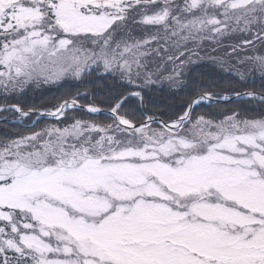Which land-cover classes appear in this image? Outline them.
<instances>
[{
    "label": "snow or ice",
    "instance_id": "obj_1",
    "mask_svg": "<svg viewBox=\"0 0 264 264\" xmlns=\"http://www.w3.org/2000/svg\"><path fill=\"white\" fill-rule=\"evenodd\" d=\"M219 73L258 77L233 95L260 107L198 113L232 100ZM93 78L106 95L82 96ZM0 98L57 121L0 139V264H264V0H0Z\"/></svg>",
    "mask_w": 264,
    "mask_h": 264
},
{
    "label": "trees",
    "instance_id": "obj_2",
    "mask_svg": "<svg viewBox=\"0 0 264 264\" xmlns=\"http://www.w3.org/2000/svg\"><path fill=\"white\" fill-rule=\"evenodd\" d=\"M192 68V76L197 79V81H202L205 79L204 76H202V73H209L211 71V67L207 65L205 61L198 62L196 64L191 65ZM214 79L216 81L215 91L219 92L221 95H227L232 96L233 91H248V90H256V91H262L261 90V81L258 77L249 78V80L246 81H237V79L227 76L224 73L214 74ZM254 79V83L251 81ZM75 82L74 81H68V83L65 85V87H59V86H51V87H45L41 88L38 91H33L27 93L24 97L19 99V103L21 105H24L26 107H33L39 109H50L59 102L60 97H64L67 95V93L71 92L72 95H75L77 89L74 87H71ZM104 81L97 80L93 78V82L89 84L85 88H80V93L83 94L85 92H93V94H100V96L106 95V90L104 87ZM247 84V87H244L243 85ZM71 98V97H69ZM187 99V91L185 92H179L175 96H173L171 93H161L156 92L152 95L153 104L149 105L152 113H155L159 115L161 112H168V115L173 114L174 112L179 111L182 103ZM3 99L0 98V103H3ZM13 103L17 102L15 100L12 101ZM92 102L91 97L89 99H83L81 98L79 100L80 104L86 105L88 103ZM259 108L260 105L258 101H253L252 103H247L244 101H230L228 103L223 104H203L199 107H197L196 111L198 113H207V112H225L232 108ZM171 111H168V110ZM69 115H72V112H69ZM78 116H83L85 119H102V117L93 116L84 112H78L76 113ZM6 118V119H5ZM35 116H31L26 119H22L21 123H11L9 121H15L16 115L13 113H0V139H3L5 137V134L8 135H16V134H27L30 131H39L40 129L55 124L57 121H48V120H41L35 125L34 127H30L31 123L35 119ZM8 121V122H7Z\"/></svg>",
    "mask_w": 264,
    "mask_h": 264
},
{
    "label": "water",
    "instance_id": "obj_3",
    "mask_svg": "<svg viewBox=\"0 0 264 264\" xmlns=\"http://www.w3.org/2000/svg\"><path fill=\"white\" fill-rule=\"evenodd\" d=\"M232 101H237L235 98L232 99ZM227 101H224V100H220L218 102H214V103H218V104H222V103H225ZM43 117V116H42Z\"/></svg>",
    "mask_w": 264,
    "mask_h": 264
},
{
    "label": "rangeland",
    "instance_id": "obj_4",
    "mask_svg": "<svg viewBox=\"0 0 264 264\" xmlns=\"http://www.w3.org/2000/svg\"><path fill=\"white\" fill-rule=\"evenodd\" d=\"M48 121H50V120H48ZM34 123H35V119H34L33 122L31 123L30 127H32V124H34Z\"/></svg>",
    "mask_w": 264,
    "mask_h": 264
}]
</instances>
